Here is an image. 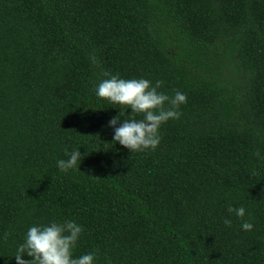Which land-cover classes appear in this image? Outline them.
Wrapping results in <instances>:
<instances>
[{
	"label": "trees",
	"instance_id": "trees-1",
	"mask_svg": "<svg viewBox=\"0 0 264 264\" xmlns=\"http://www.w3.org/2000/svg\"><path fill=\"white\" fill-rule=\"evenodd\" d=\"M0 264H264V0H0Z\"/></svg>",
	"mask_w": 264,
	"mask_h": 264
}]
</instances>
